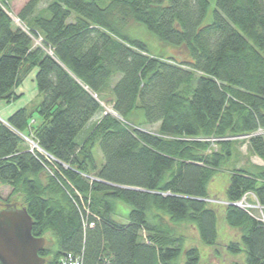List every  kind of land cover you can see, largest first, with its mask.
Wrapping results in <instances>:
<instances>
[{
    "label": "trees",
    "instance_id": "trees-1",
    "mask_svg": "<svg viewBox=\"0 0 264 264\" xmlns=\"http://www.w3.org/2000/svg\"><path fill=\"white\" fill-rule=\"evenodd\" d=\"M103 1L27 0L16 25L0 0V100L20 98L34 69L41 97L0 124V189L34 238L50 233L39 256L205 264L219 219L208 184L227 170L223 248L264 264V222L235 205L253 197L264 211V0ZM136 25L155 45L129 34ZM243 136L263 165L230 170ZM117 202L130 207L123 223Z\"/></svg>",
    "mask_w": 264,
    "mask_h": 264
},
{
    "label": "rangeland",
    "instance_id": "rangeland-1",
    "mask_svg": "<svg viewBox=\"0 0 264 264\" xmlns=\"http://www.w3.org/2000/svg\"><path fill=\"white\" fill-rule=\"evenodd\" d=\"M27 0H8V5L10 9V15L11 17L16 20L15 24L20 25L21 23L17 21V15H18V8ZM109 0H105L101 3V6H105L108 3ZM45 4H42L41 7H44ZM136 31H132L129 34L132 35L133 37L141 40V41H148L150 44H153V41L149 39L148 36V31L140 25H136ZM150 35V34H149ZM169 49V50H168ZM167 51H169V54L173 53L174 56H176L178 59L181 57L183 58L182 55H177L174 52H172L171 47L166 48ZM158 51V50H157ZM164 54H167V52L164 50ZM37 70L34 69L21 83L20 87L15 90V93L17 95H22L20 98L10 102L6 103L2 100H0V119L3 122H6L9 117L15 113L17 110L25 108L27 110L33 109L36 105H38L41 102V97L39 94V91L36 87L35 83V74ZM107 111H110L111 108L109 106L106 107ZM157 129V126H152V127H145L143 128L144 131H149L151 133H155ZM260 135L261 132L259 133ZM23 139V138H22ZM246 138L238 139L240 142L236 146L237 149V154L233 155L230 164H229V169L231 170L232 168H243L248 166L249 164L252 166H262L263 163L255 156H251L247 150V144L245 142ZM24 141L27 143L30 151H36L38 153V147L33 141H31L28 138H24ZM94 157L97 162V164L102 163V155L99 152V150L96 148L94 149ZM229 181V174L228 171H220L218 172L214 178L211 180V182L208 184V195L211 200H209L210 207L213 208L214 210L217 211L218 214V240H217V246L216 247H204L201 245V249L203 252H205L203 255V259L205 261V264H244L245 262V256L243 254L240 255H230L226 249L223 248L226 244H228L231 241H234V239L228 237V235L225 232L224 225L221 223L222 221L220 220V215H221V204L216 201L219 200L223 197L224 190L227 187ZM9 195V189L2 187L0 189V204H3L4 202H11L13 204V199L10 201H6ZM18 205H20L18 202H16ZM118 206L119 211L117 212V216L114 217L115 220L118 222H125L127 215L130 211V207L122 202H117L116 203ZM223 204V203H222ZM237 207H240L243 210H246L248 212L253 213L255 216H259L260 219H262V216H264V211L262 210V214L260 210L258 209V205L253 197L247 198L244 200V198L237 204H235ZM0 208L2 206L0 205ZM263 222V220H262ZM53 244V240L50 237V233L47 234V236L44 239V247L43 248H48ZM215 251H218V257L216 261L208 263L209 260H212L213 257L210 256L212 253H215Z\"/></svg>",
    "mask_w": 264,
    "mask_h": 264
},
{
    "label": "water",
    "instance_id": "water-1",
    "mask_svg": "<svg viewBox=\"0 0 264 264\" xmlns=\"http://www.w3.org/2000/svg\"><path fill=\"white\" fill-rule=\"evenodd\" d=\"M13 205L0 212V264H45L39 256L44 239L31 235V218L14 200Z\"/></svg>",
    "mask_w": 264,
    "mask_h": 264
},
{
    "label": "built area",
    "instance_id": "built-area-1",
    "mask_svg": "<svg viewBox=\"0 0 264 264\" xmlns=\"http://www.w3.org/2000/svg\"><path fill=\"white\" fill-rule=\"evenodd\" d=\"M0 124L1 125H3V126H5V127H7V128H9L10 129V126L8 125V123L7 122H3L1 119H0ZM261 134H264V132H261ZM37 146H35V148H36ZM38 153L40 154V155H42L44 158H45V160H47V161H52L53 159L49 156V155H47L46 153H44L42 150H40V149H38ZM247 198L246 197H244V200H246ZM258 209L260 210V212H261V214H262V208L261 207H259L258 206ZM263 215V214H262ZM260 219V218H259ZM261 221L263 220V222H264V216H262V219H260ZM58 264H83L82 263V260H81V257H80V255H74V254H71V253H67V254H65V255H63L60 259H59V262H58Z\"/></svg>",
    "mask_w": 264,
    "mask_h": 264
},
{
    "label": "flooded vegetation",
    "instance_id": "flooded-vegetation-1",
    "mask_svg": "<svg viewBox=\"0 0 264 264\" xmlns=\"http://www.w3.org/2000/svg\"><path fill=\"white\" fill-rule=\"evenodd\" d=\"M2 206H3V208L0 210V212L3 211V210H5V209H11V208L14 207V205L11 204V202H4V203L2 204Z\"/></svg>",
    "mask_w": 264,
    "mask_h": 264
},
{
    "label": "crops",
    "instance_id": "crops-1",
    "mask_svg": "<svg viewBox=\"0 0 264 264\" xmlns=\"http://www.w3.org/2000/svg\"><path fill=\"white\" fill-rule=\"evenodd\" d=\"M18 13V12H17ZM17 93V92H16Z\"/></svg>",
    "mask_w": 264,
    "mask_h": 264
}]
</instances>
